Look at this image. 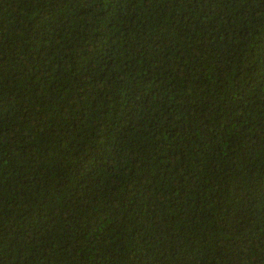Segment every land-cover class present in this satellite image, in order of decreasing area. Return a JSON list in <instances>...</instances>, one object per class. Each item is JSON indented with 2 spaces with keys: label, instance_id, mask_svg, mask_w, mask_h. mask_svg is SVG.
<instances>
[{
  "label": "trees",
  "instance_id": "16d2710c",
  "mask_svg": "<svg viewBox=\"0 0 264 264\" xmlns=\"http://www.w3.org/2000/svg\"><path fill=\"white\" fill-rule=\"evenodd\" d=\"M0 264H264V0H0Z\"/></svg>",
  "mask_w": 264,
  "mask_h": 264
}]
</instances>
